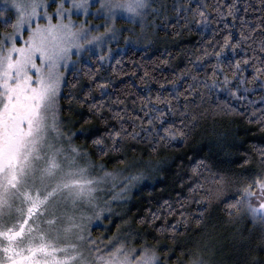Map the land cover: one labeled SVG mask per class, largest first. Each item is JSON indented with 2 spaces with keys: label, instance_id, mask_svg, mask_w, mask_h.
<instances>
[{
  "label": "trees",
  "instance_id": "trees-1",
  "mask_svg": "<svg viewBox=\"0 0 264 264\" xmlns=\"http://www.w3.org/2000/svg\"><path fill=\"white\" fill-rule=\"evenodd\" d=\"M230 3L233 0H151L156 19L146 39L126 46L114 43L89 54L67 75L60 99L63 116L78 132L76 142L93 162L109 171L135 168L142 174L125 212L137 238L134 243L141 238L154 245L163 242L156 229L177 226L175 240L167 241L172 249L168 264H187L192 253L209 264H264L259 229L249 216L227 210L239 198V189L264 171V124L259 122L264 89L259 81L249 80L248 91L241 88L238 93L244 99H239L225 90L238 83L227 64L223 74H213L212 54L220 51L226 31L235 33L240 27L238 19H221L217 11L226 12ZM235 3L241 9L237 15L249 21L264 14L261 0ZM9 17L14 21L7 11L0 16V33L12 30L10 23H3ZM242 55L237 50L235 58ZM224 75L230 81L226 86ZM242 75L250 77L251 69ZM212 80L218 88L198 83ZM190 84L197 87L189 89ZM154 115L160 119L150 128L147 120ZM169 127L183 135L161 140ZM115 131L121 138L113 149L109 134ZM133 131L140 135H126ZM97 138L103 143L95 144ZM99 232L94 229L92 236Z\"/></svg>",
  "mask_w": 264,
  "mask_h": 264
},
{
  "label": "snow or ice",
  "instance_id": "snow-or-ice-1",
  "mask_svg": "<svg viewBox=\"0 0 264 264\" xmlns=\"http://www.w3.org/2000/svg\"><path fill=\"white\" fill-rule=\"evenodd\" d=\"M97 2L98 11L107 21L122 18L144 27L148 0ZM89 7V0H11L10 5L5 0L4 9L0 10V16L10 11L15 17L14 21L10 17L3 20L5 25L11 24L12 31L0 33V264H168L172 253L167 241L175 240L176 225L157 228L164 241L155 245L144 238L135 244L120 237H110L105 243L88 230L91 217L86 215L85 208L95 207L96 193L102 190L99 186L112 174L104 171L102 176H93L90 169L95 166L87 160L81 163L87 154L82 156L81 150L72 146L74 133L62 131L59 98L65 83L61 69H67L71 57L78 56L84 44L99 42L104 35H93L84 22L73 23V9L87 15ZM217 11L221 19H238L240 27L235 33L226 31L220 51L212 54L216 58L213 74L218 70L223 74L227 64L232 79L238 83L225 90L230 96L244 99L238 93L241 88L248 91L245 85L249 80L259 81L264 89V14L256 22L238 16L241 9L235 0L227 5L226 12L219 8ZM198 14L204 17L203 12ZM224 27L230 29L231 25L225 22ZM105 32H112L110 24L105 25ZM237 50L244 53L239 59L235 58ZM249 51L251 55L247 54ZM249 68L251 75L246 78L242 73ZM198 83L209 90L219 87L217 80ZM229 83V77L224 75V85ZM196 87L189 85V89ZM222 103L233 110L231 105ZM159 119L160 115L150 117V128L153 120ZM259 122L264 124V111ZM164 132L167 137L160 136L161 140L183 135L171 127ZM109 135L115 149L121 132ZM126 135L135 138L140 133ZM94 143L100 145L103 141L97 138ZM261 156L264 157V150ZM239 193V198L227 206L229 214L249 216L264 239V171L254 175ZM199 216L203 218V211ZM187 264L205 261L192 253Z\"/></svg>",
  "mask_w": 264,
  "mask_h": 264
},
{
  "label": "rangeland",
  "instance_id": "rangeland-1",
  "mask_svg": "<svg viewBox=\"0 0 264 264\" xmlns=\"http://www.w3.org/2000/svg\"><path fill=\"white\" fill-rule=\"evenodd\" d=\"M10 5L11 0H8ZM91 7L88 8V14L85 15L83 10L73 9L72 21L74 24L79 25L84 22L92 31V34H104L101 41L92 42L91 44H84L83 48L79 51V55H73L71 61L68 64L67 69H61L64 73V80L66 82L67 75L75 69L82 61L87 60L89 54L99 53L102 50H107L111 48L110 46L114 43L122 42L123 46L127 44H132L138 41H143L146 39L147 32L153 25V18L156 19L154 9L151 5V0H148L149 7L145 10L144 15V27L141 28L140 23L131 24L127 20L118 18L113 22H109L105 19V16L101 14L99 9V3L97 0H89ZM5 0H0V10L4 9ZM66 7L69 5L66 4ZM54 8V5H53ZM52 8H49V12ZM9 12L11 15L12 13ZM15 19L14 15H12ZM55 22V19L53 20ZM40 23H45L41 20ZM110 24L112 32H105V25ZM12 31V30H11ZM10 31V32H11ZM114 33V35H113ZM23 38H27V32L23 33ZM18 43L21 41L18 40ZM121 45V47L123 48ZM120 47V48H121ZM39 63V61H37ZM65 84V83H64ZM64 84L61 86L60 98H59V119L61 121L60 127L62 131L71 135V144L81 150V155L83 156L86 150L76 142V136L78 134L77 130L73 127V122L66 119L63 116L61 109V95L63 92ZM68 141H65L67 144ZM84 160L90 162V164L95 167L90 169L91 175L102 176L104 171L111 173L112 175L107 177L105 182L102 183L99 188L102 189L96 193L95 207L85 208V213L87 216L91 217L88 222V230L91 235H93V230H102V233H98L97 240H104L105 243L108 242L110 237H120L128 239L131 242H136L137 238L133 236L131 229L128 226L126 210L130 206V194L138 187L139 182L142 181V174L137 173L138 170H123L122 172H115L101 169V165L93 162L88 154L84 156L81 163ZM114 227V228H113ZM113 228V229H112ZM111 231V232H110ZM107 237V238H105ZM103 247V245H101ZM205 264H209L205 262Z\"/></svg>",
  "mask_w": 264,
  "mask_h": 264
}]
</instances>
